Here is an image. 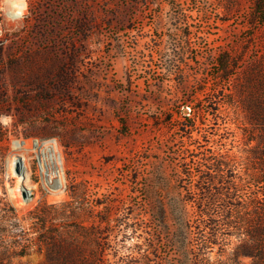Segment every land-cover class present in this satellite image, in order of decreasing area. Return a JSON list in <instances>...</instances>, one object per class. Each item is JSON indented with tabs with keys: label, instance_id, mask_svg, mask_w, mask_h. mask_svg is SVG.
<instances>
[{
	"label": "rangeland",
	"instance_id": "374dc122",
	"mask_svg": "<svg viewBox=\"0 0 264 264\" xmlns=\"http://www.w3.org/2000/svg\"><path fill=\"white\" fill-rule=\"evenodd\" d=\"M256 2L0 0V252L12 264H46L43 241L66 225L92 227L79 238L92 264H191L158 221L180 207L183 148L217 139L206 147L241 171L260 147ZM221 57L228 79L215 78ZM72 188L87 213L65 221Z\"/></svg>",
	"mask_w": 264,
	"mask_h": 264
},
{
	"label": "trees",
	"instance_id": "16d2710c",
	"mask_svg": "<svg viewBox=\"0 0 264 264\" xmlns=\"http://www.w3.org/2000/svg\"><path fill=\"white\" fill-rule=\"evenodd\" d=\"M255 11L264 23V0H257ZM217 62L215 78L228 79L232 75L228 69L235 64L228 57L218 58ZM255 121L264 133V119ZM180 127L184 137L191 139L186 133L192 132L193 124L186 116ZM205 139L202 137L200 141L204 144L198 142L194 150L183 148L180 207L175 215L161 218L158 226L168 234L169 230H174V238L168 243L187 251L191 264H221L223 257L225 260L232 258L233 264H246L239 258L249 259L248 264H264V134L260 147L250 151L241 171L230 155L206 147L217 139ZM69 195L72 200L62 202L59 207L65 221L79 219L87 213L84 207L74 206V188ZM9 210L14 217V209L10 207ZM91 228L66 225L56 230L43 241L46 264H92L93 251L80 245L79 240L86 241L94 236V232L89 234ZM188 234H193V238L189 239ZM9 257L11 254L6 256L5 252H0V264H12ZM167 262V259L158 258V264ZM186 263L187 259L180 262Z\"/></svg>",
	"mask_w": 264,
	"mask_h": 264
},
{
	"label": "bare ground",
	"instance_id": "6f19581e",
	"mask_svg": "<svg viewBox=\"0 0 264 264\" xmlns=\"http://www.w3.org/2000/svg\"><path fill=\"white\" fill-rule=\"evenodd\" d=\"M12 1H13V0H12ZM16 1H19V0H16ZM13 3H14V2H13ZM13 3H12V5H13ZM14 4H17V3L15 2ZM17 8H18V10H17V12L14 13V14H17V15L24 14L25 5H24V3H22V1L19 2V6H17Z\"/></svg>",
	"mask_w": 264,
	"mask_h": 264
}]
</instances>
